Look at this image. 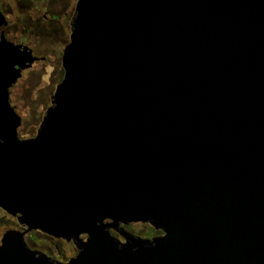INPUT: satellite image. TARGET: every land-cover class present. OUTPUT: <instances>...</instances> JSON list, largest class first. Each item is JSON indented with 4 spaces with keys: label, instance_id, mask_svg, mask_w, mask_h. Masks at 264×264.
<instances>
[{
    "label": "water",
    "instance_id": "obj_1",
    "mask_svg": "<svg viewBox=\"0 0 264 264\" xmlns=\"http://www.w3.org/2000/svg\"><path fill=\"white\" fill-rule=\"evenodd\" d=\"M21 49L2 36L0 208L25 229L0 264H264V0H77L29 139L10 103L35 61ZM138 223L164 234L122 228ZM32 231L77 255L32 250Z\"/></svg>",
    "mask_w": 264,
    "mask_h": 264
},
{
    "label": "flooded vegetation",
    "instance_id": "obj_2",
    "mask_svg": "<svg viewBox=\"0 0 264 264\" xmlns=\"http://www.w3.org/2000/svg\"><path fill=\"white\" fill-rule=\"evenodd\" d=\"M76 4L77 0H0V13L7 23L3 30L0 28V42L4 35L8 42L21 46V50L28 47L35 58L33 64L22 71L18 81L10 88V103L16 111L18 105L14 102L13 95L21 84L22 91H27L35 83L38 91L51 93L49 99L50 105L52 104V96L64 77L62 57L65 47L70 42ZM0 212L3 213L0 219L6 220V224L3 225H7L5 232L25 229L16 217L7 214L1 208ZM134 225L122 228L135 236L147 239L164 234L149 224H143L148 225L150 231L147 235H140L132 230ZM111 234L124 241L119 231L111 230ZM83 239L86 240L87 236H83ZM25 240L32 250L42 252L63 263L78 253L73 241L68 242L40 231L27 233Z\"/></svg>",
    "mask_w": 264,
    "mask_h": 264
},
{
    "label": "rangeland",
    "instance_id": "obj_3",
    "mask_svg": "<svg viewBox=\"0 0 264 264\" xmlns=\"http://www.w3.org/2000/svg\"><path fill=\"white\" fill-rule=\"evenodd\" d=\"M22 85L14 93L13 97L14 102L18 105L17 112L22 117L19 136L22 139H29L36 136L45 112L51 106L49 97L52 94L38 91V88H35V83L27 91H22ZM2 216L3 213L0 212V217ZM5 222V219H0V238L6 230L7 225L3 226L6 224ZM132 230L140 235H147L150 228L148 225L135 224ZM39 237L43 239L41 235Z\"/></svg>",
    "mask_w": 264,
    "mask_h": 264
}]
</instances>
